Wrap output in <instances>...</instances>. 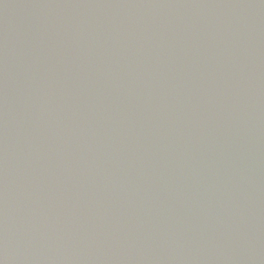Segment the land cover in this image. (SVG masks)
<instances>
[{"label":"water","instance_id":"1","mask_svg":"<svg viewBox=\"0 0 264 264\" xmlns=\"http://www.w3.org/2000/svg\"><path fill=\"white\" fill-rule=\"evenodd\" d=\"M0 264H264V0H0Z\"/></svg>","mask_w":264,"mask_h":264}]
</instances>
